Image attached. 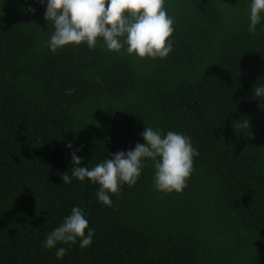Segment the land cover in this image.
Segmentation results:
<instances>
[{
  "label": "trees",
  "instance_id": "1",
  "mask_svg": "<svg viewBox=\"0 0 264 264\" xmlns=\"http://www.w3.org/2000/svg\"><path fill=\"white\" fill-rule=\"evenodd\" d=\"M249 3L165 0L172 51L140 59L99 39L51 53L43 6L0 0V264H264V17L249 34ZM144 126L198 151L181 193L154 190L151 162L111 207L87 179L62 182L71 151L90 169L143 143ZM73 206L91 245L45 250Z\"/></svg>",
  "mask_w": 264,
  "mask_h": 264
},
{
  "label": "clouds",
  "instance_id": "2",
  "mask_svg": "<svg viewBox=\"0 0 264 264\" xmlns=\"http://www.w3.org/2000/svg\"><path fill=\"white\" fill-rule=\"evenodd\" d=\"M43 6V19L51 23L52 33L42 46L55 53L65 46H79L88 49L101 40L109 52L143 59H165L172 51L174 31L173 17L164 8L165 0H34ZM26 3V0H25ZM34 12L30 6L25 9ZM264 17V0H250L247 12L248 32L256 34V26ZM72 89L66 93L71 94ZM253 96L264 101V85L252 89ZM237 127L248 128V121ZM143 143H136L131 150L117 151L111 159L104 158L92 168L81 167L83 157L76 155L80 149L70 152L72 169L65 172L61 180L65 184L72 179L98 186L95 193L98 202L111 207L110 195L119 193L120 186H133L147 162L153 169L154 190L165 194H179L187 187V180L193 170V158L198 151L192 146L190 137L175 131L162 133L159 128L143 127L140 133ZM72 149V143L65 144ZM82 147V146H81ZM87 229V231H85ZM94 231L88 226L83 210L73 206L69 215L48 232L42 242L45 250L53 249L58 243L80 249L89 247ZM64 247L56 248L55 258L61 260Z\"/></svg>",
  "mask_w": 264,
  "mask_h": 264
}]
</instances>
